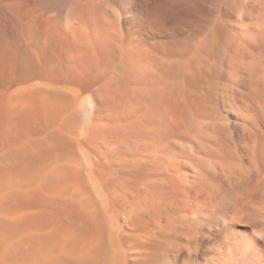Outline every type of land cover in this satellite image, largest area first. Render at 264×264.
Instances as JSON below:
<instances>
[{"label":"bare ground","instance_id":"6f19581e","mask_svg":"<svg viewBox=\"0 0 264 264\" xmlns=\"http://www.w3.org/2000/svg\"><path fill=\"white\" fill-rule=\"evenodd\" d=\"M256 214L264 0H0V264L264 262Z\"/></svg>","mask_w":264,"mask_h":264},{"label":"rangeland","instance_id":"374dc122","mask_svg":"<svg viewBox=\"0 0 264 264\" xmlns=\"http://www.w3.org/2000/svg\"><path fill=\"white\" fill-rule=\"evenodd\" d=\"M48 2L52 1L53 2H56L57 0H46ZM253 218V223L257 224V225H264V214H256V215H253L252 216ZM255 261V262H254ZM244 264H264L263 261L261 260H257L256 258H253V257H249L245 260V263Z\"/></svg>","mask_w":264,"mask_h":264}]
</instances>
